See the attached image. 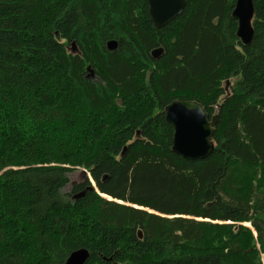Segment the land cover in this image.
<instances>
[{
	"label": "trees",
	"instance_id": "16d2710c",
	"mask_svg": "<svg viewBox=\"0 0 264 264\" xmlns=\"http://www.w3.org/2000/svg\"><path fill=\"white\" fill-rule=\"evenodd\" d=\"M235 2L159 28L147 0H0V264H264V0L249 45ZM175 99L219 115L205 159Z\"/></svg>",
	"mask_w": 264,
	"mask_h": 264
},
{
	"label": "water",
	"instance_id": "95a60500",
	"mask_svg": "<svg viewBox=\"0 0 264 264\" xmlns=\"http://www.w3.org/2000/svg\"><path fill=\"white\" fill-rule=\"evenodd\" d=\"M147 1L151 19L159 28L179 16L187 4V0ZM254 13V0H236L232 16L238 21L237 36L245 45L251 44L254 38L255 31L252 25ZM117 46L116 40L107 42L110 50L116 49ZM163 52L164 49L158 47L152 51V55L157 59ZM165 118L174 129L172 148L175 153L185 159L199 160L205 159L214 151L213 135L219 120L218 114L210 117L204 106L196 100L175 99L166 105ZM107 178L108 175H105L103 180ZM139 235L142 236V233ZM89 256L87 248H79L69 254L64 264H84Z\"/></svg>",
	"mask_w": 264,
	"mask_h": 264
},
{
	"label": "rangeland",
	"instance_id": "374dc122",
	"mask_svg": "<svg viewBox=\"0 0 264 264\" xmlns=\"http://www.w3.org/2000/svg\"><path fill=\"white\" fill-rule=\"evenodd\" d=\"M74 50H76V49H74ZM82 173H83V169H77V170H75L74 172H72L71 174H70V182L67 184V186L63 189V193H65V194H69V193H71V190L73 189V183H80V182H82L83 181V179L86 177H84L83 175H82Z\"/></svg>",
	"mask_w": 264,
	"mask_h": 264
}]
</instances>
